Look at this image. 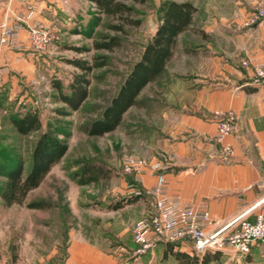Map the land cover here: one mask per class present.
Instances as JSON below:
<instances>
[{
    "label": "rangeland",
    "instance_id": "obj_1",
    "mask_svg": "<svg viewBox=\"0 0 264 264\" xmlns=\"http://www.w3.org/2000/svg\"><path fill=\"white\" fill-rule=\"evenodd\" d=\"M75 1L76 6L72 7L65 3L62 23L50 27L58 40L41 51L27 86L22 85L21 93L26 91L27 103L22 102L14 109L18 94L15 91L11 101L0 109V187L4 172L18 161L23 162L25 171L29 170L31 151L42 131L54 130L67 144L61 160L51 167L41 184L27 194L23 204L5 205L0 198V264H63L71 231L103 236L108 218L103 215L108 209L106 204L112 206L121 202V206L130 205L127 206L129 211L137 208L138 219L153 209V196L143 191L139 195L134 193L137 184L132 175L124 172L123 161L130 155L150 161V144L157 142L158 127L167 125L161 112L173 109L184 93L189 96L188 90L177 83L184 81L183 77L191 69L204 70L210 66L211 58H203L199 51L207 44L214 47L226 43L220 34L227 33L223 29L230 25H225L227 21L223 18L230 19L236 11L232 0H176L191 2L196 11L192 24L177 39L165 70L140 91L136 103L123 113L114 130L90 135L85 127L101 117L133 63L139 60L144 45L160 23L159 8L166 0L129 1L130 16L139 23L123 24V32L111 27L119 20L106 15L93 1ZM248 2L253 8L247 24L249 17L264 6V0ZM111 37H116L119 43L112 50L95 47L96 42ZM77 59L104 61L105 64L94 67L86 76L87 96L75 109L61 96L72 94L70 84L75 75L81 73L73 63ZM255 97L252 112L257 117L254 122L264 127V94ZM29 109L37 111L41 129L20 134L10 119ZM220 152L224 160L232 159L235 153L233 150L232 154L225 155L221 144ZM87 163L102 168L105 175L87 183L80 182V169ZM130 188L132 193H127L126 189ZM135 195L140 196L138 201ZM34 200L42 201L45 206L27 207L26 204ZM111 245L118 246V251L124 253L120 251L118 240L113 238Z\"/></svg>",
    "mask_w": 264,
    "mask_h": 264
},
{
    "label": "crops",
    "instance_id": "obj_2",
    "mask_svg": "<svg viewBox=\"0 0 264 264\" xmlns=\"http://www.w3.org/2000/svg\"><path fill=\"white\" fill-rule=\"evenodd\" d=\"M232 2L235 16L223 18L230 27L223 29L227 33L220 34L226 43L214 47L207 44L199 51L203 58H211L210 66L185 74L184 81L177 85L188 90L189 96L184 93L173 109L161 112L167 125L158 127L157 142L150 144L149 160L154 162L156 154L163 152L172 156L171 162L163 171L146 169L138 182L142 190L150 188L163 173L168 195L207 207L212 219L207 231L224 226L230 231L236 225L231 224L234 218L253 220L264 208V202L258 203L264 191L256 186L264 178V127L254 122L257 116L252 112L255 95L264 94V85L252 84L251 67L241 64L249 57L264 62V19L248 25L253 5L248 0ZM65 3L76 6L75 0H7L0 4V23L7 16H18L30 26L50 29L62 23ZM19 41L16 48L0 45V69L4 71L0 78V109L11 101L15 91L18 94L14 109L27 103L26 91L21 93L22 85L27 86L33 65L41 58V51L33 50L29 44L26 24L19 30ZM216 110H233L237 116V131L226 138L235 151L229 160L222 158L220 144L213 139ZM126 191L132 193L131 188ZM127 206L130 205L113 209L106 204L108 209L103 215L108 218L102 237L71 231L63 264H264V240L252 244L247 254L210 251L205 253L210 255L207 260L205 254L200 256L192 251L189 241L159 243L135 258L127 252L120 253L118 246L111 245L113 238L121 243L119 248L124 246L130 251L134 247L131 227L138 219V209L129 211ZM175 253L194 257H179Z\"/></svg>",
    "mask_w": 264,
    "mask_h": 264
},
{
    "label": "trees",
    "instance_id": "obj_3",
    "mask_svg": "<svg viewBox=\"0 0 264 264\" xmlns=\"http://www.w3.org/2000/svg\"><path fill=\"white\" fill-rule=\"evenodd\" d=\"M108 16L119 20L111 27L123 32V24L136 25L139 20L131 18L132 6L129 1L140 2L145 0H91ZM196 7L189 1L166 0L160 8V23L154 35L144 45L140 58L134 62L130 71L124 78L118 91L104 107L100 118L93 120L85 130L90 135H102L114 130L121 122L123 113L137 101V96L146 84L158 78L166 68L172 57L180 34L192 24ZM116 37L108 38L95 43L96 48L112 50L117 46ZM80 68L81 73L75 75L70 84L71 95L63 94L61 97L72 108H77L87 96L86 76L94 67L104 65V61L88 62L77 59L73 62ZM15 130L20 134H28L41 129V121L36 110H26L23 114L15 115L10 119ZM67 150V144L60 140L55 131L47 129L42 131L36 139L31 151V163L28 171L24 170L23 162L18 161L13 168L3 174L4 182L0 187V198L5 205L23 204L27 194L37 188L51 167L58 163ZM105 175L102 168L90 163L84 164L80 169V182H90ZM127 201H130L127 199ZM27 207L42 208V201H29ZM121 206V202L112 205L113 208ZM179 257H191L184 253H175ZM192 256L191 258H193ZM209 259L210 255L205 254ZM205 260V259H204Z\"/></svg>",
    "mask_w": 264,
    "mask_h": 264
},
{
    "label": "built area",
    "instance_id": "obj_4",
    "mask_svg": "<svg viewBox=\"0 0 264 264\" xmlns=\"http://www.w3.org/2000/svg\"><path fill=\"white\" fill-rule=\"evenodd\" d=\"M7 0H0V4ZM264 19V6L258 8L248 19L252 26ZM26 24L28 40L31 48L42 51L58 36L50 29L41 26H30L22 17L7 16L0 23V45L9 48L19 46V30ZM242 65L251 67L250 82L254 85H264V62L255 57L242 61ZM4 71L0 69V78ZM216 129L213 139L221 144L225 155L232 154L233 147L226 142L229 135L237 131V116L233 110L214 111ZM172 156L163 152L156 154L154 162L147 161L142 156L130 155L123 161L124 172L132 175L134 184H137L135 194L143 191L153 196L155 203L151 211L135 220L132 224V241L134 247L127 251L123 246L120 251L127 252L132 258L150 252L157 244L167 242L191 243L192 251L204 253L210 251H223L235 254H247L252 244L264 240V208L255 214L253 220L238 216L231 221L235 228L226 231V226L207 231L206 227L212 223L209 210L204 204L194 205L184 203L179 197L168 195L165 190L166 179L163 173L158 176L157 182L150 188L142 190L138 186L140 175L146 169L163 171L171 162ZM133 184V185H134ZM256 186L264 191V178ZM264 202V196L258 203Z\"/></svg>",
    "mask_w": 264,
    "mask_h": 264
}]
</instances>
